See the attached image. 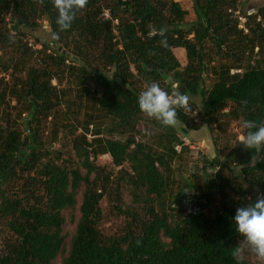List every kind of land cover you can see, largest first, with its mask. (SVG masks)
I'll list each match as a JSON object with an SVG mask.
<instances>
[{
	"label": "trees",
	"instance_id": "16d2710c",
	"mask_svg": "<svg viewBox=\"0 0 264 264\" xmlns=\"http://www.w3.org/2000/svg\"><path fill=\"white\" fill-rule=\"evenodd\" d=\"M244 1L193 0L195 20L185 28L187 11L177 0H88L70 29L53 38L65 54L40 42L35 61L25 31L45 19L53 37L57 10L51 0H0V65L7 54L6 67L15 72L0 92V224L12 236L0 248V264H56L58 258L60 264H237L232 249L241 237L233 218L255 198L236 177H224L222 168L239 166L246 183L264 192V149L248 151L238 142L221 164L205 161L217 171L202 177L192 172L180 186L170 170L180 152L176 135L195 128L191 97H201V122L208 129L220 119L264 123V5L241 13ZM176 49L185 52L183 67ZM64 75L76 76L80 86L94 83V104L128 133L102 137L95 130L88 140V129L74 128L69 140L75 166L52 150L63 107H80L85 99L82 88L68 89L79 102L74 94L64 100L67 93L58 88ZM153 81L169 94L178 90L189 97V110H178L179 127L150 119L161 132L158 150L139 141L136 128L144 116L138 95ZM49 120L53 132L46 144ZM104 154L119 168L116 176L96 165ZM125 191L142 215L123 234L107 238L100 204L110 197L121 203ZM76 210L68 240L65 214L74 221ZM242 264L258 263L246 253Z\"/></svg>",
	"mask_w": 264,
	"mask_h": 264
},
{
	"label": "rangeland",
	"instance_id": "374dc122",
	"mask_svg": "<svg viewBox=\"0 0 264 264\" xmlns=\"http://www.w3.org/2000/svg\"><path fill=\"white\" fill-rule=\"evenodd\" d=\"M177 1L180 3L182 8L187 11V15L184 18V27L188 28L190 23L195 20V16L192 12L193 0ZM263 5L264 0H245L243 5L244 7L241 9V13L244 11H247V13L255 12ZM105 14L107 15V13ZM38 24L39 26L37 29L25 31V40L28 44V47H30L34 52L33 60L35 61L38 60V54L35 51L42 49L40 42H45L47 44L55 43V49L57 46L65 49L62 44L54 42L53 37L49 33L45 19L39 20ZM47 53H49V51H47ZM173 53L181 64V67L185 66V52L181 49H176ZM2 60L5 62V64L0 65V92L5 84H11L12 75H15V72L12 69H8L6 67V65H8V61L10 60L9 55H2ZM67 65L75 67L73 64L67 63ZM16 76L24 77V74L19 73V75L16 74ZM75 77L76 76L64 75L62 77V84L58 85V88L66 91L67 95L64 97L65 101H72L73 94L76 95L74 99L76 100V103L79 102V99L77 98V92L76 94L74 92L72 94V92H68V89H75V91L81 92L83 88L85 90V99H83V101L80 103V107H77V105L65 108L63 107L64 112H62V114L59 116V119H62L58 121V136L56 138V142L52 145V150L60 151L63 155L62 159L65 161L69 159L74 166L76 165V161L71 152L69 140V133L74 128L77 129V133H80L81 131L85 132V129H88V140L92 139L90 133L94 132L95 130L100 131L102 137L128 135L126 132L122 133V129L116 126V121L111 117L106 116V114L94 104L91 94L94 91V83L89 80L83 86H80L76 83ZM53 84L55 85L56 82L53 81ZM87 91L89 92V95L87 94ZM191 103L192 104L189 114L191 118H193L192 123L195 125V128L189 130L188 134H184V136L181 134L176 135V139L180 142V145H175V147L180 146L178 148L180 152L177 153V156L171 163L170 175L175 180V184L178 186L181 185L180 180L182 178H191L192 172L198 173L197 175H201L202 177L205 171H217L218 167L216 169L209 168L205 165V161L217 158L218 163L221 164L224 161L226 153L237 145L243 132V129L240 127L241 123L236 121L227 122L224 119H220L219 122H216L208 129L206 124L201 122V97L199 95L191 97ZM74 117H76V119H74ZM3 121L1 122L2 124L4 123ZM48 122L49 123L43 128L42 134V138L46 144L52 137L54 124L50 120ZM179 126L180 124L178 123L175 127L177 128ZM136 128H138L137 137L139 141L148 143L149 146L155 150H158L161 147L159 144V136L161 135V132L152 125V122L148 117L144 115L141 120L137 121ZM131 133L133 132L131 131ZM95 163L100 167H104L106 171L111 172L113 176H116L117 171L119 170V168H115L112 165L110 157L106 154L99 156ZM82 174H85V171H82ZM222 175L231 179L232 181L233 178L236 177V183L239 184L245 191L249 193L251 197L255 199L258 195L264 194V192L253 189L246 183V181L241 176L239 166L233 165L222 168ZM176 189L177 188H175V190ZM80 201L81 198L79 196L78 203H80ZM121 201L122 202L119 203L110 197L103 199L100 204L103 214L100 230L107 238L112 239L117 235L123 234L128 228L133 226V218L138 219L142 215L141 208L138 207V205L132 203L131 197L127 191L123 192ZM117 207H119L121 211H118ZM73 216L74 221H71L69 214H65V232L68 234V240L73 234L75 221L79 216L78 210L74 211ZM11 239V233L8 231L5 224H0V248L4 245V243L10 241ZM248 256L252 261L260 264L254 255L248 254ZM56 264H60V258H58Z\"/></svg>",
	"mask_w": 264,
	"mask_h": 264
},
{
	"label": "clouds",
	"instance_id": "9594fccd",
	"mask_svg": "<svg viewBox=\"0 0 264 264\" xmlns=\"http://www.w3.org/2000/svg\"><path fill=\"white\" fill-rule=\"evenodd\" d=\"M57 10V31L53 32V38L59 36V32L70 29L75 15L84 9L88 0H51ZM163 36V32L160 33ZM166 45V39L160 41ZM138 108L140 112L159 122L162 127H174L178 120V110H189V97L181 91H173L171 94L165 91L158 82H150L144 85L138 95ZM240 127L244 133L239 142L246 150L264 149V123L257 124L251 120H244ZM235 231L241 237L238 245L232 249V258L237 264H242L245 254H252L264 264V194H260L251 203L240 206L235 211L233 218Z\"/></svg>",
	"mask_w": 264,
	"mask_h": 264
},
{
	"label": "water",
	"instance_id": "95a60500",
	"mask_svg": "<svg viewBox=\"0 0 264 264\" xmlns=\"http://www.w3.org/2000/svg\"><path fill=\"white\" fill-rule=\"evenodd\" d=\"M51 45H52V47H55V46H56L55 43H52ZM57 51H58V52H62L63 54H65V51L62 50V47H60V46L57 47ZM66 56H67V57H70V54H69V53H66ZM73 59H76V58H73Z\"/></svg>",
	"mask_w": 264,
	"mask_h": 264
},
{
	"label": "built area",
	"instance_id": "2783aa9c",
	"mask_svg": "<svg viewBox=\"0 0 264 264\" xmlns=\"http://www.w3.org/2000/svg\"><path fill=\"white\" fill-rule=\"evenodd\" d=\"M104 17H107V15L106 14H104ZM240 21L242 22V23H244L245 22V20L243 19V18H240ZM241 27V26H240ZM234 72H238V71H232V73H234ZM180 146H176L175 147V149L177 150V152H179V148Z\"/></svg>",
	"mask_w": 264,
	"mask_h": 264
}]
</instances>
